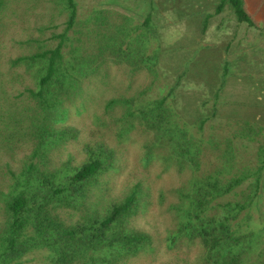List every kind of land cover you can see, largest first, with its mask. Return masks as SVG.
Listing matches in <instances>:
<instances>
[{
  "label": "trees",
  "instance_id": "obj_1",
  "mask_svg": "<svg viewBox=\"0 0 264 264\" xmlns=\"http://www.w3.org/2000/svg\"><path fill=\"white\" fill-rule=\"evenodd\" d=\"M166 1L173 12H186L178 21L195 15L192 24L206 33L213 16H201L204 8ZM210 2L217 16L229 9L239 25L258 27L245 0ZM79 3L0 0V33L20 28L10 54L0 43V264H24L35 252H45L44 264H135L165 243L194 248V264H264V142L257 166L238 162V143L259 142L262 126L231 120L206 131V101L184 100L180 110L177 90L188 70H217L204 53L195 52L202 58L195 61L181 48L165 51L178 72L168 95L148 97L150 83L139 93L130 85L122 93L115 88L117 95L106 100L110 86L93 87L112 80L110 68L158 73L164 51L149 53L159 36L157 5L150 1L135 26L107 9L81 17ZM31 16L32 24L25 20ZM228 66L220 65L219 85L210 92L215 102ZM115 141L140 147L138 165L145 171L158 167L175 179L157 196L173 226L165 241L137 227L146 226L138 221L153 205L151 183L113 196L112 180L123 168ZM254 208L262 220L258 229Z\"/></svg>",
  "mask_w": 264,
  "mask_h": 264
},
{
  "label": "rangeland",
  "instance_id": "obj_2",
  "mask_svg": "<svg viewBox=\"0 0 264 264\" xmlns=\"http://www.w3.org/2000/svg\"><path fill=\"white\" fill-rule=\"evenodd\" d=\"M79 1L81 17L94 10L107 9L132 18L135 26H140L144 17L147 16L145 9L150 1H154L157 5V11L153 12V20L157 23L155 25L158 27L159 36L158 39H151L149 53L156 51L158 48L164 51L158 61L159 66L156 69L158 73L156 75L152 72L146 73V67L138 73H130L125 67L110 68V75L114 79L112 78L110 81L108 78L107 81L109 82L106 85L96 84L93 87L96 90L99 87L103 90L106 89V86H110L106 100H110L112 96L117 95V92L114 91L115 88L119 87L122 93V90L127 89L130 85L133 91L136 90V93H139L147 88L150 83H152V89L148 92V97L156 99L166 96L170 91V87L175 83L176 77H178L175 67L168 62L170 51L179 53L181 48L180 50L187 52L189 57H194L195 61L202 60L200 56H196L195 52H202L208 58L207 60L217 64V70L211 71L208 67L200 70H188L183 80V86L177 90L178 98L176 102L182 110L180 104L184 100L191 99L199 105L202 101H206L207 105L203 107V111L210 116V121L205 125L206 131H209L213 125L225 124L231 120L256 122L258 129L262 126L263 133L259 137V142L240 140L241 142L238 143L239 165L252 167L257 164L258 147L260 143L264 142V29H262L264 28V0H257V2L256 0L254 2L245 1L247 10L252 13L251 15L257 21L259 28L249 27L246 24L239 25L230 14L229 9L217 16L212 7L213 4L210 2L211 0H197V2L188 0V4L194 3L190 10H195L197 5H200L205 11L201 16L203 14L213 16L210 19L209 28L204 34H200L199 28L192 24V21L196 18L195 15H192L190 19L189 17L186 18L183 22L178 21L186 12H173L169 6L170 9L165 6L166 0H118L119 5L110 3V0ZM256 3H258V7ZM11 17L14 16L11 15ZM199 18L197 19L199 20ZM25 20H30L32 24L35 19L31 16L30 19L27 17ZM14 21H17V19L14 18ZM19 29L18 27L16 30H12L7 36L0 33L1 48L7 55L13 51L12 46L14 43L11 40L16 37L14 33ZM206 46H209L208 49L210 50L206 49ZM167 50L169 54L165 52ZM173 55L175 56V54ZM225 61L230 65L227 71V81L220 95V101L215 102V100H212L210 92L214 91L215 87L219 85L220 65H224ZM215 103H217V108ZM216 109L218 111L215 114ZM84 123L82 124L83 127L89 123V120ZM114 145L119 148L123 168L121 174L116 175L112 180L114 185L113 196L125 195L137 182H146V186L151 183L153 187V205L148 215L138 221L143 220L146 226L137 227L155 235L157 239L165 241L168 230L173 226H168V218L164 217L167 204L161 206L157 202V196L159 188H167L169 184L175 183V179L168 174L162 175V170H159L158 167L153 168L151 171H145L139 167L140 147L127 146L116 141ZM134 166L135 172L130 174ZM159 174L163 177H159ZM261 211L264 214V202L261 204ZM252 214L254 217L252 226L258 229L262 222L261 215L256 208H254ZM165 244L163 247L161 245L157 246V252L153 257L141 258L135 264H194L196 261L197 251L194 248L184 245L168 249ZM44 253L35 252L27 256L24 264H44L46 262Z\"/></svg>",
  "mask_w": 264,
  "mask_h": 264
},
{
  "label": "crops",
  "instance_id": "obj_3",
  "mask_svg": "<svg viewBox=\"0 0 264 264\" xmlns=\"http://www.w3.org/2000/svg\"><path fill=\"white\" fill-rule=\"evenodd\" d=\"M245 1L247 2V0H245ZM249 1L254 2V0H249ZM256 2H257V0H256ZM256 6L258 7V3H256ZM246 8H247V3H246Z\"/></svg>",
  "mask_w": 264,
  "mask_h": 264
}]
</instances>
